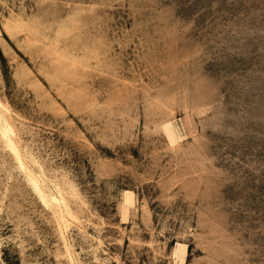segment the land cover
I'll return each mask as SVG.
<instances>
[{
	"label": "rangeland",
	"instance_id": "rangeland-1",
	"mask_svg": "<svg viewBox=\"0 0 264 264\" xmlns=\"http://www.w3.org/2000/svg\"><path fill=\"white\" fill-rule=\"evenodd\" d=\"M0 264H264V0H0Z\"/></svg>",
	"mask_w": 264,
	"mask_h": 264
},
{
	"label": "bare ground",
	"instance_id": "bare-ground-1",
	"mask_svg": "<svg viewBox=\"0 0 264 264\" xmlns=\"http://www.w3.org/2000/svg\"><path fill=\"white\" fill-rule=\"evenodd\" d=\"M14 133V129L12 127H5L1 130V135L3 136V138H8L11 134ZM16 156H19L18 151L15 150ZM22 166L25 168V165L21 162ZM43 200L45 203L49 202V199L47 196L43 197Z\"/></svg>",
	"mask_w": 264,
	"mask_h": 264
}]
</instances>
